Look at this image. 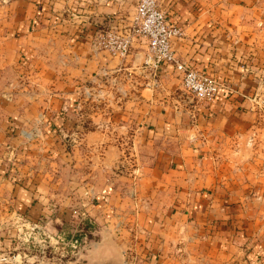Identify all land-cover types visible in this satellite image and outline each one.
<instances>
[{"label":"crops","instance_id":"1","mask_svg":"<svg viewBox=\"0 0 264 264\" xmlns=\"http://www.w3.org/2000/svg\"><path fill=\"white\" fill-rule=\"evenodd\" d=\"M157 2L182 31L176 57L222 83L195 120L172 64L148 75L140 43L124 57L93 46L130 24L134 0H0V208L89 216L100 226L81 264L133 248L153 264L251 263L264 250V110L233 91L264 96V0ZM76 168L94 205L47 215L56 171Z\"/></svg>","mask_w":264,"mask_h":264},{"label":"rangeland","instance_id":"2","mask_svg":"<svg viewBox=\"0 0 264 264\" xmlns=\"http://www.w3.org/2000/svg\"><path fill=\"white\" fill-rule=\"evenodd\" d=\"M134 6H136V0H134ZM160 9L164 12L161 7ZM135 14L136 9L130 19V24L122 30L120 29V31L121 33H129L130 48L135 43H140L142 45V62L140 67L146 72V74L150 75L153 74L156 69L154 70L151 66L144 63L147 51L146 41L131 32ZM108 29L119 32L110 27L109 24V27H104L95 32V34ZM261 93L258 91V94L253 93L252 95H249L242 92L240 93L237 89H234L233 91V94L238 97L258 100L260 110H264V96ZM192 104L193 106L188 114L193 120H195L193 114L196 115L195 113L197 110L209 107L197 103L195 100ZM193 109L195 110L194 113H192L194 111ZM76 169L63 170L60 172L56 171V184L51 190L50 188L48 190L52 196L47 200L46 204H44V207L47 209V215L49 214V216H52L56 215L58 212L66 213L72 209L89 208L94 205L93 199H90V192L86 190L87 188H83L85 192L81 190V193L80 190H78L77 184L79 183V179L75 176L78 172V169ZM84 172L87 174L89 171L86 170ZM7 173H9V171ZM3 189L6 190L5 193H9V187L5 186ZM2 206L4 208H0V264H68L70 261L73 262L74 260L79 259L84 250V245L74 254L71 253L72 248L68 243V236L71 234V229L78 221L77 219L60 216L57 219L53 217L52 220H48L49 218L44 215L36 219H30L28 217L25 220L23 218L17 219L11 213L14 206L10 202L3 203ZM50 211H52L51 214L49 213ZM87 217L91 220L89 216ZM91 224V227H88L85 224L83 225L85 232H88L86 241L94 238L95 234L93 233V229L97 231L100 226L98 224L94 225L92 220ZM63 232H65V234H63ZM249 237L250 240L247 241L248 246L253 244L256 239L255 235H249ZM258 238H261L264 247V224L262 233ZM138 255V251L133 248L127 254L126 260L119 264H153L149 255L144 257ZM239 257L244 260L246 254L242 253ZM79 260L80 262L75 263L81 264L84 262L83 258H80ZM242 264H264V250L260 253L254 254V256L251 257V263L247 260L246 262L243 261Z\"/></svg>","mask_w":264,"mask_h":264},{"label":"built area","instance_id":"3","mask_svg":"<svg viewBox=\"0 0 264 264\" xmlns=\"http://www.w3.org/2000/svg\"><path fill=\"white\" fill-rule=\"evenodd\" d=\"M136 14L131 28L132 34L146 41L147 51L144 63L154 70L162 63H170L180 76L183 90L197 103L210 105L221 82L213 75L201 71L179 60L171 46V40L181 35L180 27L171 23L160 9L157 0H136ZM93 46L112 55L124 57L130 48L129 33L103 30L93 36ZM83 96H90V89L83 87ZM33 133L27 132L28 139Z\"/></svg>","mask_w":264,"mask_h":264},{"label":"flooded vegetation","instance_id":"4","mask_svg":"<svg viewBox=\"0 0 264 264\" xmlns=\"http://www.w3.org/2000/svg\"><path fill=\"white\" fill-rule=\"evenodd\" d=\"M84 224L91 227V220L86 216H82L70 231L71 234L68 236V243L72 248L71 253L75 254V252L86 243L88 232H85L83 228ZM63 234H65V232H63Z\"/></svg>","mask_w":264,"mask_h":264}]
</instances>
